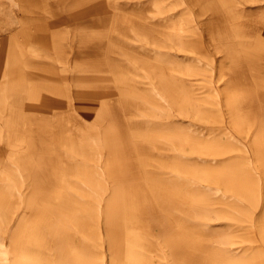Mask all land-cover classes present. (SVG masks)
Wrapping results in <instances>:
<instances>
[{
    "label": "rangeland",
    "instance_id": "obj_1",
    "mask_svg": "<svg viewBox=\"0 0 264 264\" xmlns=\"http://www.w3.org/2000/svg\"><path fill=\"white\" fill-rule=\"evenodd\" d=\"M124 7L123 38L95 66L94 95L47 117L63 160L84 169L82 177L57 175L69 178L63 195L74 216L97 235L98 243L77 237L78 249L90 264L136 263L132 244L116 245L110 234L124 232L119 219L149 214V206L136 210L137 200L152 199L159 215L169 206L175 223L191 227L170 233L167 246L158 231L144 234L145 264H173L184 254L203 264H264V88L255 93L219 69L226 60L240 68L230 72L250 74L253 58L264 57V0H125ZM32 128L39 135L46 127ZM125 145L130 175L118 165ZM135 179L146 196L119 189ZM21 198L4 217L10 230L24 215ZM51 247L47 240L44 257Z\"/></svg>",
    "mask_w": 264,
    "mask_h": 264
},
{
    "label": "bare ground",
    "instance_id": "obj_2",
    "mask_svg": "<svg viewBox=\"0 0 264 264\" xmlns=\"http://www.w3.org/2000/svg\"><path fill=\"white\" fill-rule=\"evenodd\" d=\"M124 1L0 0V264H90L75 240L80 237L84 242L98 243L95 229L88 221L75 217L63 195L68 191L66 180L82 177L84 169L75 161L63 160L62 143L54 136L59 130L53 133L47 129L53 124L47 117L69 108L68 101L87 100L94 95L95 66L108 60L109 53L119 47L123 38ZM144 42L157 45L145 39ZM154 60L158 61L156 57ZM252 63L253 70L246 75L230 72L240 69L237 62L230 65L225 60L219 69L223 76L234 74L238 85L256 86V93L258 88H264V57L253 58ZM129 94L135 95L132 91ZM64 103L66 108H62ZM36 124L46 127L39 135L32 128ZM128 149L126 145L120 147L122 159L118 165L123 166V174L130 175ZM108 163L111 168L117 164L111 156ZM107 172L116 173L111 169ZM58 174L69 178L60 181ZM51 177L54 184L49 186L46 178ZM121 184L119 189L124 194L146 196L142 181ZM55 192L49 205L46 196ZM20 197L26 202L24 215L16 229L10 230L5 218L16 211ZM138 200L136 210L149 206L150 213L119 219L124 232L110 234L116 245L132 244L138 260L127 264L150 261L151 248L144 238L150 230L162 234L161 241L167 246L172 244L170 233L191 227L188 220L175 223L167 215L168 205L163 216L158 214L161 211L152 199H145L144 203ZM112 209L120 214L123 207L114 199ZM48 212L54 218H48ZM47 240L52 241V247L44 257ZM191 260L184 254L173 264L203 261Z\"/></svg>",
    "mask_w": 264,
    "mask_h": 264
}]
</instances>
